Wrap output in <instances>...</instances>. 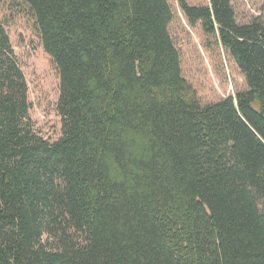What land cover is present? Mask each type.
Instances as JSON below:
<instances>
[{"label": "trees", "instance_id": "obj_1", "mask_svg": "<svg viewBox=\"0 0 264 264\" xmlns=\"http://www.w3.org/2000/svg\"><path fill=\"white\" fill-rule=\"evenodd\" d=\"M178 1L246 90L201 104L168 0H24L60 78L56 141L0 25V264H264V24Z\"/></svg>", "mask_w": 264, "mask_h": 264}, {"label": "rangeland", "instance_id": "obj_2", "mask_svg": "<svg viewBox=\"0 0 264 264\" xmlns=\"http://www.w3.org/2000/svg\"><path fill=\"white\" fill-rule=\"evenodd\" d=\"M190 7H206L210 0H183ZM173 13L169 34L180 54L182 76L202 105L216 104L247 89L244 76L221 46L217 36L192 23L178 0H168ZM238 25L259 18L264 24V0H231ZM4 27L28 86L29 117L34 131L46 140L61 136L57 110L60 78L52 58L41 44L33 14L24 0H0Z\"/></svg>", "mask_w": 264, "mask_h": 264}]
</instances>
